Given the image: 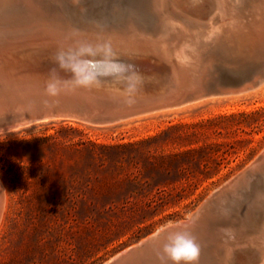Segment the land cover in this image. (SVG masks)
Here are the masks:
<instances>
[{
	"label": "rangeland",
	"instance_id": "1",
	"mask_svg": "<svg viewBox=\"0 0 264 264\" xmlns=\"http://www.w3.org/2000/svg\"><path fill=\"white\" fill-rule=\"evenodd\" d=\"M34 1L40 13L67 20L79 33L120 28L119 33L166 34L181 27L196 40L212 34L229 47L241 42L249 47L232 57H256L250 49L264 50V0H226L221 7L217 0H192L179 9L170 3L150 5L152 0ZM214 11L230 16L224 19L221 13L219 30L210 26L209 33L202 23L189 27ZM0 23V32L10 31L7 20ZM251 91L110 125L56 119L0 134L5 192L0 264H105L158 230L186 220L264 150V84ZM259 186L252 207L244 206V220L232 226L237 230L229 246L237 252L231 264H253L264 248V179Z\"/></svg>",
	"mask_w": 264,
	"mask_h": 264
},
{
	"label": "water",
	"instance_id": "2",
	"mask_svg": "<svg viewBox=\"0 0 264 264\" xmlns=\"http://www.w3.org/2000/svg\"><path fill=\"white\" fill-rule=\"evenodd\" d=\"M214 17L202 22L197 18L189 27L202 23L209 28ZM79 41L85 43L81 46H91L93 54L80 56L81 46H74ZM163 41L164 47L156 48ZM104 44H111L113 55H104ZM57 51L65 53L67 70L55 64ZM230 53L225 41L210 37L196 40L192 31L181 27L166 34L131 29L79 33L64 39L0 32V134L56 119L110 125L202 98L238 95L259 87L264 82L263 58H236ZM73 68L95 77L96 82L87 88L75 86ZM49 84L56 89L55 95L48 92ZM263 179L264 150L186 220L155 232L105 264H158L157 251L166 242L178 243L185 229L201 246L198 264H231L237 252L229 246L237 230L232 226L244 220V210L252 207L251 200ZM4 202L0 180V220Z\"/></svg>",
	"mask_w": 264,
	"mask_h": 264
},
{
	"label": "bare ground",
	"instance_id": "3",
	"mask_svg": "<svg viewBox=\"0 0 264 264\" xmlns=\"http://www.w3.org/2000/svg\"><path fill=\"white\" fill-rule=\"evenodd\" d=\"M130 1L131 0H129V3H130ZM133 1V0H132ZM138 1H140V0H138ZM142 1V0H141ZM140 1V2H141ZM192 2V0H152L151 2H152V4H150V5H154V4H158V3H161V4H163V5H168L169 3L170 4H172L175 8H177V9H179V6H181V5H185V4H187L188 2ZM215 1V0H214ZM223 1H226V0H217V5L218 6H220L221 7V5H222V2ZM228 1V0H227ZM80 2V1H79ZM124 2H127V1H124ZM136 2H137V0H136ZM241 2H243V1H241ZM248 2V1H247ZM249 2H251L250 0H249ZM248 2V3H249ZM118 3H119V1H118ZM122 3V2H121ZM132 3V2H131ZM228 3H229V1H228ZM239 3V2H238ZM235 4V3H234ZM126 5V4H125ZM124 5V6H125ZM144 5V4H143ZM146 5V4H145ZM229 5V4H228ZM235 5H237V4H235ZM243 5V4H242ZM123 6V5H122ZM121 6V7H122ZM127 6V5H126ZM131 6V5H130ZM133 6V5H132ZM216 6V5H215ZM214 6V7H215ZM223 6H225L226 8H228L226 5H224L223 4ZM230 6V5H229ZM238 6H239V4H238ZM237 6V7H238ZM121 7H118L119 9L121 8ZM133 7H135V6H133ZM132 7V8H133ZM168 7H170L169 5H168ZM237 7H236V9H237ZM242 7V6H241ZM247 7V6H246ZM136 8V7H135ZM144 8V7H143ZM165 8V7H164ZM183 8V7H182ZM217 8H219V7H217ZM226 8L224 9L225 11H227L226 10ZM235 7L233 6V8H231L232 10L234 9ZM244 8H245V6H244ZM119 9H118V12H119ZM123 9V8H122ZM181 9V8H180ZM231 9H230V7H229V9L228 10H230L231 11ZM235 9V10H236ZM117 10V9H116ZM128 10H130V9H128ZM159 10H160V8H159ZM222 10V12H224V13H228V12H225L223 9H221ZM235 10H233V11H235ZM243 10V9H242ZM252 10V9H251ZM126 11V10H125ZM144 11V10H143ZM150 11V10H149ZM188 11V10H187ZM230 11H229V13H230ZM233 11H231L232 13H233ZM241 11V9L240 10H238V12L239 13H241L240 12ZM128 12V11H127ZM132 12V11H131ZM152 12V11H151ZM155 12V11H154ZM161 12V11H160ZM174 12V11H173ZM173 12H172V14H173ZM185 12V11H184ZM191 12V11H190ZM215 12V11H214ZM216 12H219V11H216ZM215 12V13H216ZM221 12V13H222ZM236 12V11H235ZM237 12V13H238ZM243 12V11H242ZM251 12V11H250ZM109 13V12H108ZM137 14H138V12H136ZM136 13H134L133 14V16L134 15H137ZM141 13V12H140ZM156 13V12H155ZM159 13V12H158ZM176 13V12H175ZM181 13V12H180ZM187 13V12H186ZM214 13V14H215ZM221 13L219 14V13H216L214 16V22L211 24V28H212V26H215L216 27V29H220V28H222L221 27V25L219 24V21H221ZM224 13H222V16H223V14ZM228 13V14H229ZM236 13V14H237ZM238 13V15L240 16V14ZM150 14V13H149ZM160 14V13H159ZM162 14V13H161ZM189 14V13H188ZM91 15V14H90ZM102 15V14H101ZM104 15V14H103ZM102 15V16H103ZM142 15V14H141ZM140 15V16H141ZM152 15V14H151ZM165 15V14H164ZM212 15V14H211ZM51 16V15H50ZM112 16V15H111ZM119 16H122V15H119ZM150 16V15H149ZM168 17H169V15H167ZM175 16V15H174ZM208 16V15H207ZM210 16V15H209ZM229 16V15H228ZM239 16H238V19H239ZM136 17V16H135ZM138 17V16H137ZM144 17H145V15H144ZM177 17V16H176ZM179 17H180V15H179ZM212 17V16H211ZM230 17V16H229ZM229 17H226V18H224V16H223V18L224 19H227V18H229ZM77 18V17H76ZM106 18V17H105ZM104 18V19H105ZM121 18V17H120ZM129 18V17H128ZM152 18V17H151ZM158 18V17H157ZM188 18V20H189V17H187ZM221 18V19H220ZM78 19V18H77ZM101 19H103V17L101 18ZM107 19H109V18H107ZM141 19H143V18H141ZM160 19V18H159ZM224 19H222V20H224ZM230 19V18H229ZM237 19V18H236ZM0 20H7L8 22H9V26H8V29L10 30V31H13V32H15V33H21V34H26V35H28V36H31V37H33L34 39H38V38H52V37H57V38H60V39H64V38H67V37H70V38H72V37H75L77 34H79V31L78 30H76V29H72L73 27V25H71L67 20H65V19H63V18H60V17H53L52 16V18L51 17H48V15L46 16L45 14H43V13H40V8H38V5H37V3L34 1V0H0ZM117 20V19H116ZM123 20V19H122ZM127 19H125V21H126ZM132 20V15H131V19H129V21H131ZM133 20H137V19H133ZM146 20H148V18L146 19ZM151 20V19H150ZM184 20V19H183ZM188 20H186V21H188ZM205 20V19H204ZM76 21V20H75ZM102 21V20H101ZM105 21V20H104ZM120 21V20H119ZM119 21H117V22H119ZM124 21V22H125ZM128 21V20H127ZM139 21H140V19H139ZM152 21V20H151ZM185 21V20H184ZM185 21V22H186ZM229 21V20H228ZM91 22V21H90ZM133 22V21H132ZM136 22V21H135ZM161 22V21H160ZM162 22H163V20H162ZM168 22V21H167ZM180 22H182V21H180ZM189 22V21H188ZM241 22V21H240ZM82 23V22H81ZM94 23V22H93ZM101 23V22H100ZM104 23V22H103ZM106 23V22H105ZM112 23V22H111ZM114 23V22H113ZM127 24H128V22H126ZM143 23V22H142ZM141 23V24H142ZM146 23V22H145ZM145 23H143L144 25H146ZM157 23L159 24V22L157 21ZM156 23V24H157ZM190 23V22H189ZM222 23V22H221ZM1 24V23H0ZM73 24V23H72ZM102 24V23H101ZM119 24V23H118ZM117 24V26H119ZM127 24H124V26H126ZM134 24V23H133ZM163 24V23H162ZM185 24V23H184ZM237 24V23H236ZM82 25V24H81ZM88 25V24H87ZM92 25V24H91ZM99 26H100V24H98ZM97 25V26H98ZM105 25V24H104ZM114 25H116V23H114ZM148 25V24H147ZM187 25H190V24H187ZM2 26H3V23H2ZM77 27H78V25H76ZM94 26H96V25H94ZM94 26H90V28H93ZM96 26V28H98ZM105 26H107L108 27V25L106 24ZM127 26H129V24L127 25ZM133 26H135V24L133 25ZM137 26V25H136ZM149 26H150V24H149ZM161 26V25H160ZM175 26V25H174ZM185 26V25H184ZM230 26H232V25H230ZM113 28H114V26H112ZM146 27V26H145ZM145 27H144V29H145ZM157 27V26H156ZM206 27V26H205ZM204 27V28H205ZM80 28V27H79ZM86 28H88V26H86ZM85 28V29H86ZM90 28H88V29H90ZM112 28V29H113ZM116 28V27H115ZM119 28V27H118ZM117 28V29H118ZM123 28V27H122ZM128 28V27H127ZM127 28H124V30L125 29H127ZM130 28H131V26H130ZM140 28V27H139ZM158 28H160V27H158ZM158 28H156V29H158ZM176 28V27H175ZM204 28H201V29H204ZM227 28V27H226ZM225 28V29H226ZM232 28V27H231ZM105 29H107L106 27H105ZM109 29H110V24H109ZM120 29V28H119ZM118 29V30H119ZM137 29V28H136ZM143 29V28H142ZM152 29V28H151ZM153 29H154V27H153ZM192 29V28H191ZM208 29V28H207ZM229 29V28H228ZM91 30V29H90ZM117 30V32H119ZM128 30H130V29H128ZM197 30V29H196ZM97 31V29H95V32ZM103 31H104V29H103ZM121 31V30H120ZM123 31V30H122ZM139 31V30H138ZM142 31V30H141ZM179 31V30H178ZM199 31H200V29H199ZM198 31V32H199ZM228 31V30H227ZM232 31V30H231ZM98 33H99V30L97 31ZM110 32H111V29H110ZM116 32V31H115ZM123 32H125V31H123ZM165 32V31H164ZM173 32H175V31H173ZM201 32V31H200ZM208 32V31H207ZM206 32V33H207ZM94 33V32H93ZM109 33V32H108ZM197 33V32H196ZM201 33H204L203 31L201 32ZM205 33V34H206ZM209 33H212V31L210 30V28H209ZM214 33H216V32H214ZM223 33V32H222ZM105 34H107V33H105ZM150 34V33H149ZM194 34V33H193ZM197 34H199V33H197ZM196 34V35H197ZM209 36H204V37H208L207 39H209V37L212 35H210V34H208ZM219 35H222V34H220L219 33ZM201 36V35H200ZM217 36V35H216ZM212 37V36H211ZM220 37V36H219ZM201 38V37H200ZM199 39V38H198ZM206 39V38H205ZM219 39V38H218ZM172 40H175V39H172ZM200 40V39H199ZM204 40V39H203ZM216 41H218V40H216ZM219 42V41H218ZM85 43L84 42H81V41H79V42H75L74 43V46H76V47H78V46H81V45H84ZM163 44H165V42L163 41V42H161V44H158L157 45V47L156 48H159V47H164V45ZM109 46H111V44H108ZM155 46V45H154ZM244 46H246V47H248L247 45H245V44H243V42H241L240 43V45L239 46H236L235 47V45H231L230 46V52L233 54V53H236V54H238V53H241V50H242V48L244 47ZM96 47H98V46H96ZM249 48V47H248ZM250 53L252 54H254L256 57H258V58H260V57H264V50H254V49H250ZM250 54V55H251ZM80 67H84L85 69H89V67L87 66V65H85V64H80ZM264 84V82L259 86V87H257V88H260L262 85ZM256 88V89H257ZM255 90V89H254ZM251 92H253V91H251ZM247 93H249V92H247ZM246 93V94H247ZM245 94V93H244ZM236 96V95H235ZM235 96H225V97H235ZM212 98H222V97H209V98H202V99H199V100H196V101H192V102H188V103H185V104H181V105H179V106H175V107H167V108H164V109H160V110H155V111H152V112H149V113H158V112H163V111H170V110H172V109H176V108H180V107H184V106H187V105H191V104H194V103H197V102H199V101H202V100H205V99H212ZM149 113H144V114H140V115H137V116H135V117H132V118H129V119H133V118H138V117H140V116H143V115H147V114H149ZM71 120H76V119H71ZM126 120H128V119H126ZM76 121H79V120H76ZM123 121H125V120H123ZM79 122H82V123H85V124H90V123H87V122H83V121H79ZM90 125H93V124H90ZM96 126H98V125H96ZM6 204V203H5ZM4 212V211H3ZM1 218H2V216H1ZM159 231V230H158ZM252 255V254H251ZM255 256V255H254ZM238 258L240 257V256H237ZM246 257H247V254H246ZM244 258V257H243ZM250 259V258H249ZM242 260V259H241ZM254 260H256V258L254 259ZM244 262H246V261H244ZM257 262V263H256ZM255 263H253V264H264V248L262 249V251H259V261H256ZM241 263V262H240ZM248 263V262H247Z\"/></svg>",
	"mask_w": 264,
	"mask_h": 264
},
{
	"label": "clouds",
	"instance_id": "4",
	"mask_svg": "<svg viewBox=\"0 0 264 264\" xmlns=\"http://www.w3.org/2000/svg\"><path fill=\"white\" fill-rule=\"evenodd\" d=\"M102 51L105 56L113 55L109 45L104 44ZM80 56H87L93 54L91 46H81L79 48ZM55 64L62 70H67L65 53L57 51L54 57ZM74 78L75 86L77 87H91L96 82V78L85 74L82 70L71 69ZM135 75V74H134ZM48 92L52 95L56 94V89L53 85H48ZM190 220V218H189ZM201 254V246L197 241L196 236L188 229H185L178 243H165L156 253L158 264H198Z\"/></svg>",
	"mask_w": 264,
	"mask_h": 264
}]
</instances>
